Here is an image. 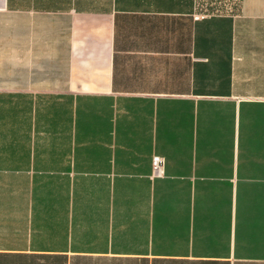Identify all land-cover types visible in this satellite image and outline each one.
I'll use <instances>...</instances> for the list:
<instances>
[{
    "label": "crops",
    "instance_id": "1",
    "mask_svg": "<svg viewBox=\"0 0 264 264\" xmlns=\"http://www.w3.org/2000/svg\"><path fill=\"white\" fill-rule=\"evenodd\" d=\"M221 3L0 0V264H264V0Z\"/></svg>",
    "mask_w": 264,
    "mask_h": 264
},
{
    "label": "rangeland",
    "instance_id": "2",
    "mask_svg": "<svg viewBox=\"0 0 264 264\" xmlns=\"http://www.w3.org/2000/svg\"><path fill=\"white\" fill-rule=\"evenodd\" d=\"M199 4L200 10L204 13H217L222 11L230 10V5L222 4V0H197ZM217 1V2H216ZM229 2H232V0H229Z\"/></svg>",
    "mask_w": 264,
    "mask_h": 264
},
{
    "label": "built area",
    "instance_id": "3",
    "mask_svg": "<svg viewBox=\"0 0 264 264\" xmlns=\"http://www.w3.org/2000/svg\"><path fill=\"white\" fill-rule=\"evenodd\" d=\"M205 13H199L194 16V19L205 17ZM164 159L161 156H152L151 158V177H162L164 173Z\"/></svg>",
    "mask_w": 264,
    "mask_h": 264
}]
</instances>
